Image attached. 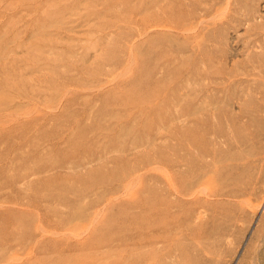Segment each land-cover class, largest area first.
Instances as JSON below:
<instances>
[{
  "label": "rangeland",
  "instance_id": "rangeland-1",
  "mask_svg": "<svg viewBox=\"0 0 264 264\" xmlns=\"http://www.w3.org/2000/svg\"><path fill=\"white\" fill-rule=\"evenodd\" d=\"M0 264H264V0H0Z\"/></svg>",
  "mask_w": 264,
  "mask_h": 264
}]
</instances>
